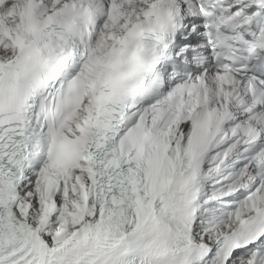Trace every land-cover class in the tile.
Instances as JSON below:
<instances>
[{
	"label": "snow or ice",
	"instance_id": "1",
	"mask_svg": "<svg viewBox=\"0 0 264 264\" xmlns=\"http://www.w3.org/2000/svg\"><path fill=\"white\" fill-rule=\"evenodd\" d=\"M0 264H264V0H0Z\"/></svg>",
	"mask_w": 264,
	"mask_h": 264
}]
</instances>
